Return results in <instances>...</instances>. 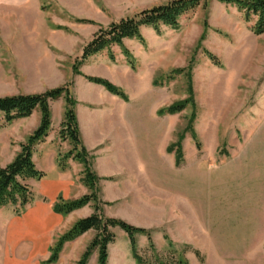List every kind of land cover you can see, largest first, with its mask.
<instances>
[{
    "label": "rangeland",
    "instance_id": "rangeland-1",
    "mask_svg": "<svg viewBox=\"0 0 264 264\" xmlns=\"http://www.w3.org/2000/svg\"><path fill=\"white\" fill-rule=\"evenodd\" d=\"M39 1L36 11H28L38 28L29 29L22 44H6L0 30V96L72 82L80 138L128 137L121 144L141 148L118 147L108 158L86 148L99 177L102 214L151 230L153 246L147 235L136 236L138 261L128 234L112 228L120 247L109 244L107 264H264V32H255L258 17L247 19L236 4L207 0L182 15L175 27L163 25L160 33L143 27L144 43L125 39L124 46L113 45L82 62L84 46L101 28L170 0ZM179 68L185 72H173ZM85 75L109 79L128 100ZM90 90L97 112L89 113L80 102ZM190 92L194 106L158 113ZM51 108L52 128L35 146L34 161L47 177L56 178L41 145L56 148L57 158L72 146L59 133L64 98L52 101ZM190 120L195 138L187 129ZM40 122L36 109L0 128L1 166L15 158ZM77 163L74 173L82 181L83 165ZM88 204L92 214L95 202ZM26 205L11 206L20 213ZM80 218L82 213H76L66 231ZM96 234L90 241L87 237V247Z\"/></svg>",
    "mask_w": 264,
    "mask_h": 264
},
{
    "label": "trees",
    "instance_id": "trees-1",
    "mask_svg": "<svg viewBox=\"0 0 264 264\" xmlns=\"http://www.w3.org/2000/svg\"><path fill=\"white\" fill-rule=\"evenodd\" d=\"M207 0H170L165 3L157 4L145 8L134 15L122 18L112 22L108 27L101 28L93 38L84 46L81 55V61L84 62L90 56L95 55L113 45L124 46L125 39H137L144 43L145 39L142 33L143 27H153L158 33L161 32V26L175 27L179 24L182 15L195 9ZM224 3L236 4L238 8L244 11L246 18L251 19L257 16L255 25L256 33L264 32V0H218ZM88 20V19H86ZM85 20V21H86ZM125 53L129 62L133 66V57L129 49L125 48ZM208 57L215 63L219 64L218 57L206 51ZM175 73H183L185 69H175ZM192 67L187 71L190 78L191 88ZM86 78L95 83L104 86L110 93L117 95L124 100H128V95L124 89L107 78L101 76L85 75ZM154 80V84H156ZM72 82L65 85L50 88L44 92L38 93H18L0 96V128L12 121L30 116L36 109L41 112V122L36 130L28 137L27 141L21 144L20 152L15 158L5 166L0 165V209L7 205H16L24 207L34 199L32 187L27 183L31 178L41 179L45 172L40 170L34 161L35 146L45 140L52 128V108L51 102L63 97L65 100V116L60 124V136L62 140H68L72 146L66 153L58 155V164L62 170L70 167V160L77 161L83 165L82 181L88 187L89 192L83 196L64 200L62 197L54 205V209L62 214H68L78 208L95 202V211L76 223L64 234H62L52 247V254L48 262H55L59 259L60 252L64 244L68 241L75 240L80 235L90 229L97 231L96 236L83 253L78 264H87L94 250L99 251V264H107L109 256V244L116 239V234L112 230L114 227H120L129 236L133 255L138 261L142 258L137 250L138 234H145L153 246L151 230L138 227L129 222L115 217H106L101 212L98 204V180L99 177L92 169L90 154L82 144L80 138L79 123L75 111L76 99L71 90ZM192 91V89H189ZM193 93L185 100L175 102L167 107L158 110L159 114H174L184 110L188 105L194 106ZM193 122L190 120L187 129L192 131L195 138L197 134L191 127ZM179 144V143H178ZM180 155V153H178ZM183 264H188L187 262Z\"/></svg>",
    "mask_w": 264,
    "mask_h": 264
},
{
    "label": "crops",
    "instance_id": "crops-1",
    "mask_svg": "<svg viewBox=\"0 0 264 264\" xmlns=\"http://www.w3.org/2000/svg\"><path fill=\"white\" fill-rule=\"evenodd\" d=\"M39 6V0H0V30L3 31L2 37L6 44H22V40L30 36L27 31L38 28L37 23H30L28 20V11L30 9L36 11ZM97 85L101 88L104 87L99 84L95 86ZM91 86L88 88L94 90V87ZM91 90L88 93L90 96L80 101L89 113H92L93 110L98 111L94 107L95 101L90 98L93 97ZM101 104L106 105L107 103ZM79 123L82 131L81 121ZM121 139L127 140L128 137H81L88 151L94 154L97 152L101 158L111 157L113 155V153L110 154L111 151L117 150L118 147L122 149L127 146L128 150L133 152L136 147L141 149L137 145L135 147L132 144H121L119 141ZM104 144L106 146L98 149L100 145ZM41 147L45 151L44 157L50 161V166L57 171V176L56 178H49L47 172L43 170L45 176L41 179L31 178L27 180L33 192H35V186L38 189L34 199L26 205L22 212L16 213L11 205L0 209V264H75L95 231V229H90L75 240L66 242L59 259L55 262H48L52 254V247L58 237L70 227L72 217L76 213H82L83 217H86L92 211L89 207L90 204L69 214H62L54 209V205L60 197L65 199L77 198L87 193L88 190L82 181L75 176L74 166L78 164L76 161L71 160L70 167L67 170H62L57 161L56 148L47 143H42ZM33 157L36 161L35 152ZM87 237L89 241L85 242ZM113 243L110 246L120 247L117 241ZM89 264H98L97 250L93 252Z\"/></svg>",
    "mask_w": 264,
    "mask_h": 264
}]
</instances>
